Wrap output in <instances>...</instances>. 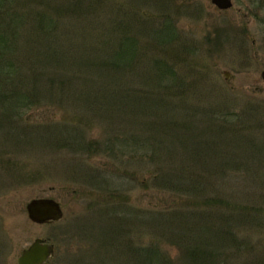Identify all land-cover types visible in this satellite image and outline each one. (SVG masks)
Instances as JSON below:
<instances>
[{"label":"rangeland","instance_id":"obj_1","mask_svg":"<svg viewBox=\"0 0 264 264\" xmlns=\"http://www.w3.org/2000/svg\"><path fill=\"white\" fill-rule=\"evenodd\" d=\"M19 1L24 9L47 15L60 27L77 24L85 36L103 38L117 29L115 24L128 13L132 20L137 18L132 27L136 44L147 47L149 55L163 39L154 36L160 17L173 19L183 43L179 49L178 40L165 39L156 53L173 56L182 81L171 99L176 106L171 120L174 126L164 128L165 139L171 137L170 131H176L168 143L171 155L161 148L155 162L143 142L134 148L129 145L135 157L130 160L126 154L120 163L105 149L101 154L77 158L72 147L52 143L57 136L52 131L58 133L55 127L46 128L50 132L42 138L45 124L68 120L69 125L84 129L88 119L86 110L68 100L63 104L59 96L52 101L50 93L42 104L21 111L20 125L7 133L0 131V264H17L20 250L37 237L54 244L49 264H136L135 257L122 253L129 244L148 252L156 247L168 264H191L186 252L190 247L176 246L186 240L211 245L214 253L208 264H264V81L260 77L264 26L256 17L262 15L257 13V1L232 0L233 7L224 12L210 0ZM185 4L201 7V13L185 8ZM72 38L78 36H58L54 42L58 50L71 51L67 54L70 59L60 67L68 69L78 82L93 79L90 73H80L84 71L77 63L81 60L73 57L80 50L79 41L71 47L68 40ZM223 70L230 72V78L223 77ZM121 81L141 87L136 74ZM143 115L130 119L135 140L152 137L148 123L153 118ZM107 133L94 126L91 132H84V139H97L102 146ZM156 133L157 137L162 134ZM159 164L168 167L171 180H179V171L184 173L181 191L164 183L167 189L139 182ZM131 172H135L134 180L129 177ZM93 173L98 178H92ZM193 181L203 195L200 198L219 204L201 209L202 201L188 189ZM111 189L123 197L119 212L114 211L118 209L114 202L108 201ZM34 197L56 199L63 218L50 224L32 223L25 204ZM169 217L175 223H169ZM159 220L166 227H162L163 236V231L158 229L157 235L151 228ZM120 234L125 239L112 240ZM149 260L147 254L145 264H150Z\"/></svg>","mask_w":264,"mask_h":264},{"label":"trees","instance_id":"obj_2","mask_svg":"<svg viewBox=\"0 0 264 264\" xmlns=\"http://www.w3.org/2000/svg\"><path fill=\"white\" fill-rule=\"evenodd\" d=\"M185 8L188 9L189 6L185 4ZM125 15L127 17H123L119 24H115L117 29L110 30L108 37L103 38L101 35L94 37L91 34L85 36L77 24L61 26V28L58 22L49 20L47 15H35L21 7L19 0H0V131L4 130L7 133L20 125L22 123L21 117H19L22 115L21 111L42 104L46 100L47 94L50 93L52 101L54 97L59 96L63 104L68 100L79 110L87 111L85 116L88 119L84 129L82 126L78 128L69 125L67 120L65 123L45 124L44 130L40 134L43 138L47 132H50L46 128L55 127L58 133L52 131L57 134L56 141L52 143L60 147H72L78 155L77 158L80 156L88 158L106 150L109 157L123 163L126 154L129 155L130 160L135 157L134 153H130L129 145L134 148L141 142L144 143L143 147L149 146L151 154L148 157L153 162L160 157L158 152L161 148L167 151L165 154L171 155L168 150L171 148V144L168 143L171 142L172 137H175L176 131L172 129L173 131L168 133L171 137L165 139V134H167L165 129H171L170 127L174 126L171 120L174 119L172 114L174 116L176 114V112H172L175 111L176 106L173 105L171 99L177 93L182 77L175 67L176 62H172L174 61L173 56L157 54L156 49H158V44L165 39L178 40L176 43L179 49L183 42L179 41L180 35L175 29V21L162 16V18L160 17L162 19L160 26L154 36L163 39L156 43L154 51H151L149 55L147 47L136 44L137 39L132 34V27H134L133 24L137 18L132 20L128 17V13ZM74 35L75 37L77 35L78 38L69 39V45H75L79 41L77 46L80 47V50L75 52L77 55L73 57L81 60V62H77L84 70L80 73L82 75L90 73L91 77H94L93 79H83L78 82L75 76L68 73V69L64 70L66 68L60 67L66 63L65 59H70L67 54H70L71 51L69 49L58 50L54 42L57 41L58 36L68 38ZM216 37L218 36L216 35ZM49 48L53 49L49 50ZM140 66L143 68L141 69ZM52 68L56 70L52 71ZM52 72L54 75H51ZM132 74L137 75L141 87L136 88L128 81H121L123 77ZM120 77L121 79H119ZM138 114L152 116L153 119L148 123L149 131L152 133V137L149 135L151 139L135 140L130 127V119ZM94 126L101 127L105 132H110L107 133L102 146L100 142H97V139H84V132L86 130L91 132ZM116 126L118 130L123 131L116 132V129L113 128ZM106 128L109 129L105 130ZM157 130L162 132V134L159 133L160 137H157ZM101 135L104 136V134ZM94 172L101 173L100 171ZM182 173L179 171V176L176 177L179 180H171V171L167 166L159 164L155 165L150 172H146L147 177H143L144 180L139 182L144 185L143 183L146 181L147 187L155 189H167L165 186L167 185L173 190L181 191L184 188L182 184L184 173ZM95 174L93 173L91 177L98 178ZM129 177L134 180L135 172L129 173ZM189 186V192L198 196L197 198L203 197L199 193L197 182L193 181ZM114 190L109 191L108 201L114 202L113 207L118 208L124 204L123 197L116 192L117 189ZM116 200L120 201L115 205ZM200 200L202 203L199 204L204 207L201 209H211L213 205L219 204L216 202L211 205L206 198H200ZM114 211L119 212V208ZM171 222L174 220L169 217V223ZM112 223L114 224V222ZM171 226H175V224L169 225L170 229H173ZM162 227H165V224L160 220L153 222L151 226L155 234L158 233L156 232L158 229L163 231L160 236L165 233ZM177 233V237H179V232L174 231L172 234ZM126 236L120 234L116 238L113 236L112 240H123ZM188 242V240L180 241L176 246L182 249L190 247L186 252L190 256L191 264H208L207 261L213 257L214 253L211 245H199L196 244V240H192L191 244ZM119 245L122 246L121 243ZM140 248L134 249L129 244L122 253H129L128 257H135L136 264H145L147 254L150 257V264H168V259L162 254L160 255L155 249L156 247H153V251L150 252L147 248ZM200 259L205 260L198 262ZM80 262H75V264H83Z\"/></svg>","mask_w":264,"mask_h":264},{"label":"water","instance_id":"obj_3","mask_svg":"<svg viewBox=\"0 0 264 264\" xmlns=\"http://www.w3.org/2000/svg\"><path fill=\"white\" fill-rule=\"evenodd\" d=\"M219 9L232 7V0H210ZM225 79L230 78V72L222 71ZM264 80V69L260 72ZM27 218L35 224H50L63 218L60 203L52 197H34L25 204ZM54 256V244L42 238H35L22 248L17 256V264H44Z\"/></svg>","mask_w":264,"mask_h":264},{"label":"flooded vegetation","instance_id":"obj_4","mask_svg":"<svg viewBox=\"0 0 264 264\" xmlns=\"http://www.w3.org/2000/svg\"><path fill=\"white\" fill-rule=\"evenodd\" d=\"M257 1V13H258V11L259 12H262V15H259V13L257 14V20H258V22L260 23V25L262 26H264V0H256ZM211 2V1H210ZM214 7H216L213 3H211ZM191 7V5H189V8ZM232 7H233V1H232ZM232 7H230V8H232ZM217 8V7H216ZM229 8V9H230ZM191 9H193V10H195L196 12L195 13H197V14H200L201 13V7H199V6H192L191 7ZM219 11H221V12H224V11H227L228 9H219V8H217ZM253 14H256V11L253 13ZM264 30V29H263ZM216 37V36H215ZM262 47L264 48V37H263V39H262ZM264 69V68H263ZM262 69V70H263ZM261 70V71H262ZM261 77V76H260ZM262 79V78H261ZM263 80V79H262ZM264 81V80H263ZM54 223V222H53ZM38 238H40V237H38ZM43 240H47V239H44V238H42ZM49 260L50 259H48L44 264H49L48 262H49Z\"/></svg>","mask_w":264,"mask_h":264}]
</instances>
